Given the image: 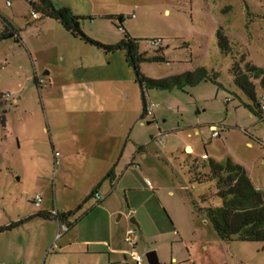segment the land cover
Listing matches in <instances>:
<instances>
[{
    "label": "rangeland",
    "instance_id": "1",
    "mask_svg": "<svg viewBox=\"0 0 264 264\" xmlns=\"http://www.w3.org/2000/svg\"><path fill=\"white\" fill-rule=\"evenodd\" d=\"M52 1L81 17L94 42L116 44L127 32L139 53H162L163 61L137 68L169 86L140 84L123 49L107 53L40 12L33 18L25 0H0V30L4 18L17 34L0 41V91L9 94L0 122V226L43 207L76 210L67 233L42 217L1 231L0 264H136L132 251L141 264L149 251L159 264H264L263 241L217 236L203 212L221 205L215 182L196 179L208 160L229 158L264 188V120L231 72L233 64L255 66V98L264 95V0ZM185 72L191 82L172 79ZM143 101L155 104L152 114ZM99 134L118 143L106 185L110 215L90 195L101 156L88 154V142ZM104 237L125 252L88 253L101 247L81 244Z\"/></svg>",
    "mask_w": 264,
    "mask_h": 264
},
{
    "label": "trees",
    "instance_id": "2",
    "mask_svg": "<svg viewBox=\"0 0 264 264\" xmlns=\"http://www.w3.org/2000/svg\"><path fill=\"white\" fill-rule=\"evenodd\" d=\"M36 12H40L43 16L52 18L60 23V25L71 35L95 44L102 48L105 52H114L118 49L125 51V61L134 69L137 80L140 84H147L153 88H167L169 84L165 79H149L142 76L138 71V62L146 61H163V55L148 56L145 52L139 53L136 40L131 38L127 32L124 37L116 44L106 45L90 40L80 29L79 19L81 17L74 15L66 6L55 5L52 0H38L33 6ZM121 21V17H114ZM2 28L0 30V41L13 38L17 40L16 30L13 29L5 20H2ZM233 75V83L237 86L251 101L250 111L264 120V113L259 109L258 100L255 98L254 84L251 77L257 78L261 74L258 69L248 63L242 66L233 64L231 67ZM192 72H185L183 75L172 77L174 81L180 82L184 77L187 81H192ZM260 85L264 87V74L260 78ZM4 93L0 91V122L4 123V116L7 111L9 102L4 98ZM143 112L145 113V102L143 101ZM205 166L207 173L196 177L200 180H213L215 182L216 196L221 199L220 206L203 207V212L217 236L223 241H231L233 239L243 241H263L264 242V202L262 199V191L255 188L249 177L246 175L243 167L226 158L224 161L208 160ZM112 170L109 172L111 175ZM98 185L94 186L90 195L93 196ZM81 205L77 207L80 209ZM76 210L57 213L53 215L51 212L39 211L28 218L39 216L49 218L50 216L57 219L60 224H64L67 228L70 223H64L65 219L75 214ZM26 218V219H28ZM12 222L7 226H0V232L21 223Z\"/></svg>",
    "mask_w": 264,
    "mask_h": 264
},
{
    "label": "crops",
    "instance_id": "3",
    "mask_svg": "<svg viewBox=\"0 0 264 264\" xmlns=\"http://www.w3.org/2000/svg\"><path fill=\"white\" fill-rule=\"evenodd\" d=\"M1 20H5V19L2 18ZM99 135H101V136L97 137V138H93V139H91V142L90 141L88 142V146H89L88 150H87L88 154H90V156L93 157L94 156V151H99L100 152V156H101L98 161L96 159V161H97L96 162V166H95V168L93 170V173H92L93 176L95 175L94 176L95 179H97V178H99V179H97L95 181H92L93 183H91V184H92V186L93 185L95 186L96 185L95 183H97V185H98V187H97L98 189H96L95 192H97L99 194V196L101 197L100 200L102 201V204L100 205L99 209L106 210L108 212V215H110L112 213L110 211L112 208L108 207V200L112 197L113 193L111 192V190H112L111 185H108V186H106V185H107V183H109V184L111 183L112 184V182L114 181V178H115V173H113V174L111 173V175L109 176V172L111 170L113 172V170L115 168V165L117 163V161L114 162V160H115V157H116L117 152H118V143L116 142L115 139L113 141H109V139L104 138V136L102 134H99ZM76 145H78V144H76ZM77 148H79L78 150H80L79 145H78ZM105 149H106L107 152L104 151ZM133 160H134V156L130 159V161H129L130 163L128 165L134 164ZM52 210H55V209H47V208L43 207L42 210L32 211L28 215H19L18 218L15 219L16 221H10V223L18 222L19 220H23L21 223H18V225H20V224L30 220L31 218L39 217V216H34V217H31V218H28L29 216H32V215L36 214L39 211L51 212ZM69 210H72V209H69ZM69 210H67V211H69ZM67 211H65V212H67ZM56 212L57 213H61V212H59L57 210H56ZM26 218H28V219H26ZM44 219L52 220V219H55V218L50 216L49 218H44ZM55 220H57V219H55ZM64 223H70L71 224L66 230V233H67L70 230L69 228L71 226H73V223L70 222V217L65 219ZM3 226H7V225H3ZM7 229H10V228H7ZM107 237L112 238V235L107 234ZM87 242L101 247L100 249H95V250H93L91 252H89L87 250L88 253L101 254L103 252V248L104 247H107L109 252L115 253V254H119V253L123 254L125 252L123 249L111 247L109 240L106 239L105 237L104 238L94 239V240L85 239V240L81 241V244L85 245ZM110 264H112V263L110 262ZM139 264H141V261H140Z\"/></svg>",
    "mask_w": 264,
    "mask_h": 264
},
{
    "label": "built area",
    "instance_id": "4",
    "mask_svg": "<svg viewBox=\"0 0 264 264\" xmlns=\"http://www.w3.org/2000/svg\"><path fill=\"white\" fill-rule=\"evenodd\" d=\"M25 1H26V2L30 5V7H31V15H32V17H33V18H37L38 15H37V12L34 10L33 6L38 2V0H25ZM6 4L8 5L9 2L6 1ZM152 43H153L154 45H156V44H158V41L153 40ZM3 96H4V98H6L7 96H9V94H8V93H4ZM258 104H259V109L264 113V95H261V96H260V99L258 100ZM154 106H155V104H153V103H148V104H146V105H145V113L152 114ZM261 119H262V118H261ZM262 120H263V119H262ZM210 128H211V136H218V135H219V132H218L217 129H215V126L211 125ZM189 151H190V150L188 149V152H189ZM57 154H58V153L56 152V155H57ZM146 184L150 186V183H149L148 181L146 182ZM261 191L264 192V188L261 189ZM93 197H94L96 203H97L98 201H100V199H101V197L99 196V194H98L97 192H95V193L93 194ZM40 201H41V195H40V194H35V196L33 197V200H32L33 204H34V205H39ZM51 213H52L53 215H56V214H57L56 210H52ZM61 225H62V229H63V231H66V230H67V226L64 225V224H61ZM131 237H132L131 235H128V236H127V240L130 241V238H131ZM132 258L135 260L136 264H139L140 261H141L140 256H139L136 252H134V251H132Z\"/></svg>",
    "mask_w": 264,
    "mask_h": 264
},
{
    "label": "water",
    "instance_id": "5",
    "mask_svg": "<svg viewBox=\"0 0 264 264\" xmlns=\"http://www.w3.org/2000/svg\"><path fill=\"white\" fill-rule=\"evenodd\" d=\"M149 264H159L155 251H149L145 254Z\"/></svg>",
    "mask_w": 264,
    "mask_h": 264
}]
</instances>
